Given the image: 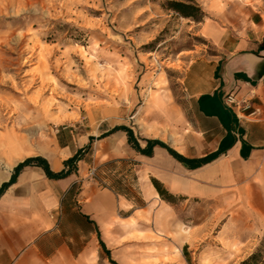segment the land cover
<instances>
[{
	"label": "crops",
	"instance_id": "0c3cea01",
	"mask_svg": "<svg viewBox=\"0 0 264 264\" xmlns=\"http://www.w3.org/2000/svg\"><path fill=\"white\" fill-rule=\"evenodd\" d=\"M204 28L214 52L188 60L181 77L184 101L169 108L181 116L178 142L172 136L167 144L155 126L140 125L137 133L113 107L93 104L56 125L49 142L15 143L8 149L0 164V187L28 157L42 156L58 172L90 144L66 177L52 179L42 168L26 166L3 190L0 264H144L147 234L168 235L177 218L176 200L161 198L151 178L185 202L264 190V0L243 6L226 25L213 22ZM229 93L242 102L243 112L226 107ZM224 122L235 144L196 169L161 146L153 147L151 156L141 154L124 130H112L129 127L141 147L140 138L157 139L194 158L218 149L229 127ZM239 138L252 147L246 159ZM164 243L167 248L168 240Z\"/></svg>",
	"mask_w": 264,
	"mask_h": 264
},
{
	"label": "rangeland",
	"instance_id": "374dc122",
	"mask_svg": "<svg viewBox=\"0 0 264 264\" xmlns=\"http://www.w3.org/2000/svg\"><path fill=\"white\" fill-rule=\"evenodd\" d=\"M170 1L201 12L183 16ZM260 1L0 0V164L15 143L49 142L93 104L178 142L181 116L169 108L184 101L188 60L214 52L204 27ZM175 202L174 228L147 234L144 264H239L252 253L264 264V190Z\"/></svg>",
	"mask_w": 264,
	"mask_h": 264
},
{
	"label": "trees",
	"instance_id": "16d2710c",
	"mask_svg": "<svg viewBox=\"0 0 264 264\" xmlns=\"http://www.w3.org/2000/svg\"><path fill=\"white\" fill-rule=\"evenodd\" d=\"M172 9L176 12H179L181 15L186 17H195V12L199 10V8L191 3L188 2H181V1H170ZM225 125H227L226 122H224ZM229 126V125H227ZM122 129L126 132L128 143L138 152L141 154H144L146 156H151L153 152V147L155 146H161L165 148L170 155H172L176 160L183 163L187 168L189 169H196L199 167L204 166L207 163H210L214 160H216L221 154L225 153L229 148H231L236 141V137L232 134L230 126L228 127V131L226 135L221 139L220 145L218 149L214 152L208 153L204 155L203 157H184L178 152H176L173 148H170L167 144L163 143L160 140L157 139H148V138H140L142 141L145 142V146L141 147L138 139L136 138L133 130L126 126H116L112 130ZM240 132H242V129H239ZM92 141V138L90 139ZM241 142V149H240V155L243 159H246L249 156L250 151L252 150V147L243 139L239 138ZM90 150V144L87 145L83 149L77 150V152L71 156L70 158L66 159L64 161V168L58 172H53L47 160L42 156H34V157H28L24 159L22 162H19L13 169V173L11 175V178L9 182L3 183L0 187V194L3 192V190L12 183L15 179L17 174L26 166H38L43 169L46 176L52 179H58L63 178L75 171L77 162L83 158L84 152ZM151 181L157 191L159 192L161 198L168 202H172L176 200V196L173 194H169L160 184L157 180L154 178H151ZM256 254L252 253L249 255L246 259L241 261L239 264H255L256 263Z\"/></svg>",
	"mask_w": 264,
	"mask_h": 264
},
{
	"label": "built area",
	"instance_id": "2783aa9c",
	"mask_svg": "<svg viewBox=\"0 0 264 264\" xmlns=\"http://www.w3.org/2000/svg\"><path fill=\"white\" fill-rule=\"evenodd\" d=\"M224 103L226 107L230 110H240L242 112L245 110V107H243L242 102H240L232 93H229L225 96ZM91 174L94 175L93 172Z\"/></svg>",
	"mask_w": 264,
	"mask_h": 264
}]
</instances>
